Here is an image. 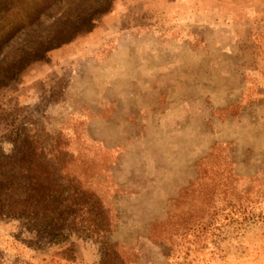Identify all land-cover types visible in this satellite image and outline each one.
Listing matches in <instances>:
<instances>
[{
	"label": "rangeland",
	"instance_id": "obj_1",
	"mask_svg": "<svg viewBox=\"0 0 264 264\" xmlns=\"http://www.w3.org/2000/svg\"><path fill=\"white\" fill-rule=\"evenodd\" d=\"M22 139L106 232L0 213V264H264V0H0V177Z\"/></svg>",
	"mask_w": 264,
	"mask_h": 264
},
{
	"label": "trees",
	"instance_id": "obj_2",
	"mask_svg": "<svg viewBox=\"0 0 264 264\" xmlns=\"http://www.w3.org/2000/svg\"><path fill=\"white\" fill-rule=\"evenodd\" d=\"M21 145L16 152L21 161L0 177V213L26 220L28 230L48 234L51 241L73 232L101 238L106 223L97 198L63 175V164L45 159L42 149L26 139Z\"/></svg>",
	"mask_w": 264,
	"mask_h": 264
}]
</instances>
